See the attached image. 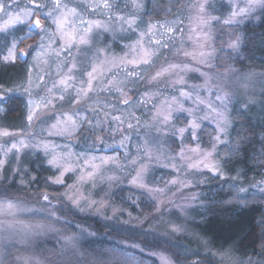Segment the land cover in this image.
Returning a JSON list of instances; mask_svg holds the SVG:
<instances>
[{"label":"rangeland","instance_id":"rangeland-1","mask_svg":"<svg viewBox=\"0 0 264 264\" xmlns=\"http://www.w3.org/2000/svg\"><path fill=\"white\" fill-rule=\"evenodd\" d=\"M34 2L45 5L44 13L53 6L52 0H34ZM128 2H130L131 11L124 9L123 0H108V3L112 5L111 10L95 7L96 4H102L103 0H60L62 6L76 8L78 12L75 17H69V31H72L74 27L82 34L83 28L87 27L86 24L81 23L82 20H99L111 23L117 28L115 32L93 28L88 45L78 47L73 45L70 50L65 48L61 51L59 34L51 35L56 33L55 25L39 10H37V16L40 19L41 28L29 31L27 24H19L10 30V33L18 28L23 30V35L15 37L17 39L23 38L19 43V45L22 44L20 49H27L28 54L20 78L9 84H0V101L5 100L10 95H18L22 98V115L18 120L12 122L3 120L2 113L5 111V107L0 103V108L3 109L0 111V161H4L3 165L0 166V181L4 178L12 179L17 176L19 184L27 183V179H25V172L28 169L26 161L37 158V154L41 155L45 165L54 172L49 177L55 179L60 173L47 163L54 154L63 157L60 162L65 167L73 169V171L66 172L63 177L65 182L66 176L72 175L71 181L62 193L64 199L69 202L64 196L66 192L80 197L79 208H83L84 211H80L79 208L69 203L83 214L105 218L108 226L118 235L114 240L121 246L140 250L153 257L157 264H194L198 260L210 261L212 264H248V261L251 260L252 264H264L255 257L241 258L232 252H230L232 261L221 260L216 254L225 251L220 252L211 249L206 240L198 238L187 227L188 222L194 220L198 210L202 208L200 187L206 183L207 173L219 177L226 176L217 157V149L220 144L228 139L232 108L236 106L249 110L251 106H255L256 109L260 107L258 95L264 89V72L240 71L232 65H228L225 69H218L214 60L213 38L215 31L213 21L220 19L225 23L226 20L231 19L232 11L239 12L240 8L247 5L248 0H185V3L181 6L178 5V7L171 0L166 6L167 15L160 20L142 18L141 13L144 10L145 0H136L137 3L142 4L140 9L133 7V0ZM221 3L226 7L225 13L213 12L214 8L221 9ZM27 4L28 0H17L18 7L14 10L24 8ZM199 4H204L203 13L199 12L197 7ZM261 8H255L246 16H237L232 23H243L248 19H257ZM37 16H33L31 19L34 20ZM117 16H123L125 19L134 17L136 25L129 29L125 24L124 30L119 31L120 21L116 19ZM198 16H202L207 23L197 24L196 18ZM181 21L182 23H180ZM149 25L155 26L150 33L148 32ZM168 27L177 30L174 33H168L166 31ZM43 28H46L47 32L42 31ZM140 33H145V35L141 37ZM205 33L210 36L207 41L204 39ZM6 34L8 33L0 32V40ZM34 35L35 38H33ZM12 36L9 38L2 56L7 54V47L10 46ZM41 36L45 37V44L51 42V47L47 48L45 55L37 61L34 60V56L39 49L35 47L29 49L28 46L37 45ZM157 40L161 41L160 45L154 43ZM137 41H140L143 49L155 53L149 65L139 67L129 65L127 69L120 65L110 71H105L101 78L103 82L94 81L95 90L87 98L82 99L79 104L73 103L76 97V89L82 86V82H85L83 86L87 87L86 72L91 71L93 63H98V60L95 59L98 48H107L109 56L123 57L127 53V58L132 59L140 54L141 49L137 48L133 51L128 46L136 44ZM231 41H228L227 46L234 51L229 47ZM185 52L190 53V55L185 56ZM201 52L211 53L210 57H205L204 63L200 62ZM103 58L101 56L99 59ZM13 61L15 60L4 62ZM73 62L76 64L71 73L74 80L69 82L72 87L65 91L58 81L68 72V68ZM172 64L180 65V68L170 69L157 80L151 79L156 71L169 68V65ZM185 65L188 66V69L182 70ZM126 71H136L140 78L131 80L124 86L123 90L127 93V97L133 101V103L124 106L118 102L122 97L115 89L111 91L103 89L107 80L114 77L118 80L130 79L126 77ZM202 73L206 75H202ZM29 76L32 81L30 95L26 94L21 87V84L27 87ZM41 77L42 79H40ZM180 77L183 78V83L177 82ZM206 77L209 79L210 85L213 86L211 92L202 87ZM48 89H52L51 93ZM130 89H136V93L132 94ZM181 91L190 93L192 98L180 97ZM225 93L228 94V102L226 108H221L216 96ZM145 94H148L146 102L139 103ZM61 96H64L63 100L59 99ZM197 96L205 103H196ZM172 97H177L184 108L193 109V115L189 116L186 112L175 113L173 121L168 125L153 121V115L164 106L163 102L165 100L170 101ZM29 99L33 100L34 103L29 105ZM45 103H47V107H43ZM208 103H212L213 107L227 112L230 124L225 133L217 132L216 124L212 118L214 114L210 113ZM37 104H40L41 107H37ZM30 108L35 112L31 122L27 119ZM77 112L80 116L86 117L82 126L72 132L71 135L59 134L66 127L64 123L65 114L77 119L75 115ZM205 115H208L209 118L201 119ZM113 116H120L123 124L112 121L110 117ZM193 118H198L197 122L201 124V128L197 130L196 140L192 139L189 132H185L181 136L176 131L181 127H187L188 121ZM98 120L103 121V124L95 128L89 125V121L96 124ZM129 123L133 125L131 129L127 127ZM54 124L57 125L56 128L52 127ZM206 124L214 128V133L207 141L208 143L205 142L203 136V126ZM114 129L119 130L113 131ZM82 131L84 133H81ZM3 132H8L10 135H2ZM85 133L87 134L85 135ZM217 135L220 137L219 142L214 140ZM124 137H128V139L124 140L122 145L121 141ZM21 139L30 146L19 148ZM145 141H150V143L146 145ZM41 142H46L51 146L47 154L42 148L35 147L37 143ZM13 143L17 144L19 150L8 151ZM214 144L215 148L213 149ZM145 147L150 148L152 155L158 159L148 160L143 152ZM197 147L200 149L199 152L189 151V149ZM53 148L54 152L52 151ZM182 149L184 155L180 157L179 154ZM206 151L213 152L209 162H218L219 173L205 168L203 164H199L197 168L187 167L190 163L196 164L203 160L201 153ZM93 157H115L116 160L102 163L99 159L93 160ZM137 159L139 162L135 166L131 165L130 162ZM141 163L150 165L145 182L154 189L163 190L162 192L147 193L153 201H162L159 205V212L156 211L157 204L154 202L153 215L149 218L144 215L131 214L110 197L111 192L119 185H128L139 189L130 181L135 175L134 167L138 168ZM93 165L97 167L93 168ZM89 172L94 173L91 179L87 177ZM81 176L85 177L83 181L78 179ZM108 177H116V179L109 181ZM172 180H176L178 183H169ZM69 186L74 187L69 189ZM49 197L51 200L57 199L55 195ZM0 200L7 199L0 198ZM12 201H20L19 206L21 208L30 210L19 211L14 217L7 214L0 215V221L19 222L15 223L12 229L5 228L3 232H0V264L4 250L13 244L27 246L37 237L54 234L58 236L57 241L60 249H76L81 240L91 235V232H87L76 223V230L73 232H60L59 234L57 231L60 228L52 222L25 218L33 214L51 216L49 213L54 210L49 204H39V201L30 202L26 199L25 201L20 199H13ZM92 201L97 202V204L89 207ZM55 213V217H58V213L56 211ZM24 225H32L33 227L26 229L23 227ZM36 225H43V227L37 228ZM172 225L179 226L181 231L173 232L171 230ZM149 233L156 234L160 240L168 241L177 249L181 257H189L190 259L185 261L184 258L182 260L173 259L167 251L143 249L140 244H135L130 240L131 235L144 238ZM7 236L12 237L11 243H6L2 238ZM21 239H26V243L20 244L19 240ZM17 257H31V264H36L37 261L39 264H48L40 257L29 253L14 255L9 264H23V260H17Z\"/></svg>","mask_w":264,"mask_h":264},{"label":"trees","instance_id":"trees-1","mask_svg":"<svg viewBox=\"0 0 264 264\" xmlns=\"http://www.w3.org/2000/svg\"><path fill=\"white\" fill-rule=\"evenodd\" d=\"M128 1L123 0L124 9L131 11ZM170 1L145 0L142 18L160 20L167 15L166 6ZM173 1L176 7L185 3V0ZM221 4V9L213 7V12L225 13L226 7ZM213 28L216 68L225 69L232 65L240 71L264 72V7L255 20L226 24L217 19L213 21ZM23 34V30L18 28L3 35L0 40V49H3L0 57L9 38ZM238 36L241 38L240 47L237 51H232L227 46L228 41L235 40ZM35 37L34 35L33 38ZM21 47L22 44L19 45ZM23 66L24 62L18 56L13 62L0 60V84H9L19 79L24 71ZM136 89H132L131 93L135 94ZM258 96L260 107L257 109L255 106H251L249 110L236 106L232 108L228 139L217 149V157L226 176L207 173L208 179L200 187L202 208L198 210L195 219L188 222L187 227L198 238L206 240L213 250L222 252L230 249V252L241 258L255 257L264 262V89ZM0 103L5 107L2 113L5 122L16 121L21 117V97L10 95ZM213 133L212 126H203L206 143ZM26 162L27 183L19 184L17 176L12 179L4 178L0 181V198L26 199L43 204L42 193L55 195L57 199L50 200L58 217L33 214L25 218L52 222L60 228L57 231L59 234L73 232L76 230V223L91 232V235L81 240L76 249H60L58 236L54 234L37 237L27 246L13 244L4 250L1 264H9L14 255L25 253L38 256L48 264H157L153 257L144 252L131 247L125 248L117 243L114 239L118 235L108 226L105 218L83 214L64 199L62 193L72 179L71 174L66 176L63 185H57L48 180L54 172L45 165L40 154ZM239 189L246 191L241 192ZM110 197L133 215L148 218L153 215L155 203L142 190L119 185L111 192ZM130 240L140 244L143 249H162L173 259L184 258L172 244L160 240L154 233L146 234L144 238L131 235ZM187 259L190 258L185 257L184 261Z\"/></svg>","mask_w":264,"mask_h":264},{"label":"snow or ice","instance_id":"snow-or-ice-1","mask_svg":"<svg viewBox=\"0 0 264 264\" xmlns=\"http://www.w3.org/2000/svg\"><path fill=\"white\" fill-rule=\"evenodd\" d=\"M52 4L53 6L49 9V11H47L46 13L43 12V9L45 8L44 4H36L34 2V0H28V4L25 5L24 8H21L19 10H14L17 9L18 5H17V0H0V32L3 33H10V30H12L14 28V26L19 25V24H27L29 26V28L35 26L36 28H41V23H40V19L37 16V10H39L42 14H44L46 16V18H48L51 23L53 25H55L56 28V33H52L51 35H56L57 33L59 34V38L61 41V51H63L65 48L67 49H71V47L73 45L75 46H80V45H88L90 43V39H91V33L93 28L96 29H103L106 32H115L117 30V28H115L111 23H105L99 20H95V21H85L82 20L81 23L82 24H86L87 27L83 28L82 30V34L79 33L74 27L72 29V31H69V27H70V22H69V17H75L76 15H78L77 9L76 8H68L66 5L62 6L60 3V0H52ZM96 8H100L102 7L103 9H108L111 10L112 5L110 3H108V0H103L102 4H96L95 5ZM133 7H135L136 9H140L142 8V4L141 3H137L136 0H133ZM199 12L203 13L204 12V4H199L198 6ZM257 7H264V0H248L247 5L243 8L239 9V12L237 11H232L231 13V19L226 20L225 23H232L235 18L237 16H246L248 14H250L255 8ZM33 16H37V18L35 19V21H33L31 18ZM6 17V18H4ZM109 19L111 20V17H109ZM116 19L118 21H120V25L118 30L119 31H123L124 30V25L126 24L127 27L129 29L134 28V26L136 25V19L134 17H129L127 19H125V17L123 16H117ZM182 23V21L180 22ZM196 23L197 24H206L207 21L204 20L202 18V16H198L196 18ZM153 27H155L154 25H149L148 28V32L150 33L153 29ZM44 32H47L46 28L41 29ZM177 29H174L172 27H168L166 29V31L168 33H174ZM30 34V33H27ZM26 34V35H27ZM145 35V33H140V36L143 37ZM23 38L17 39L15 36H12V39L10 41V46L7 47V54L3 55L2 57H0V60L2 61H12L15 60L17 58V56H26L28 54V50L27 49H20L19 48V43L22 41ZM204 39L207 41L208 39H210V36L205 33L204 34ZM45 37L41 36L40 38V42L35 45V46H28L29 49H31L32 47L38 48L39 50L35 52V56H34V60H39L43 55H45V50L49 47H51V42L49 44H45ZM154 43L156 45H160L161 41L157 40L154 41ZM240 43H241V38L238 36L235 40L231 41L229 44V47L232 48L234 51L238 50L240 47ZM128 47L132 48L133 51H135L137 48H140V54L137 57H134L132 59H128L127 56L128 54L126 53L125 56L123 57H117V56H109L108 55V51L107 48H98L96 50L95 53V59L98 60V63H93L91 66V71L86 72V76H87V80H86V85L87 87H84L83 84L85 82H82V86L80 88L76 89V97L75 100L73 101V103L75 104H79L81 102L82 99L87 98L89 96V94L91 92H93L94 89V85L93 82L94 81H102V77L104 76V72L105 71H110L112 68L115 67H119L120 65H123L125 69H127V67L129 65H132L134 67H139L141 65H149L151 62L152 57L155 55L154 52L149 51V50H145L143 49V46L141 45L140 41H137L136 44L134 45H129ZM0 51H3V49H0ZM185 56L190 55V53L185 52L184 53ZM101 56H103V59H99ZM211 53H204L201 52L200 53V57L201 63L205 62V57H210ZM195 58V57H194ZM76 64L75 62L72 63V65L68 68V72L66 74H64V76L58 81L59 85L63 86V88L65 89V91L72 87V84L69 83L70 81L74 80V77L71 75V73L73 72V70L75 69ZM180 68V65L177 64H172L169 65V68H165L162 69L160 71H156L155 75L151 77L152 80H157L159 77L163 76L165 72H168L170 69H177ZM188 66L185 65L184 68L182 70H187ZM127 78L130 79H125V80H118L115 77L113 79H109L107 80V83L104 87L103 90L105 91H111L112 89H115V91L117 93H119L120 97H122V99H120L118 102L123 104L124 106H127L131 103H133V101L127 97V93L124 92V86L127 85V83L131 82V80H135L140 78L139 77V73L136 71H131L128 72L126 71L125 73ZM202 75H206L203 74ZM42 79V77L40 78ZM178 83H183V78L180 77V79L177 81ZM21 87L23 88V91L26 94L30 95L31 92V88H32V81H31V77L29 76V79L27 81V87H25L23 84H21ZM37 87H39V85H37ZM55 87V85H54ZM205 87L206 89H208L209 92H211V88L213 87L212 85H210L209 83V79L206 77L205 80V84L202 86ZM15 90V89H12ZM10 90V91H12ZM131 90V89H130ZM49 93H51L52 89H48ZM217 91L219 92V89H217ZM148 94H145L144 98H141V100L139 101V103L143 104L146 102V98H147ZM180 97H187L189 99L192 98L191 94L185 91H181L179 93ZM43 99V98H42ZM59 99L63 100L64 96L59 97ZM216 100L219 102L221 108H226V104L228 102V94L225 93L224 95H217L216 96ZM196 103L198 104H204L205 101L200 99V97H196ZM29 105L33 104L34 101L29 99L28 101ZM50 103V101H49ZM163 107L159 108L156 113L153 115V121L159 122L161 124L164 125H168L170 122L173 121V117L175 113L178 112H186L188 113L189 116L193 115V109H188V108H184L183 104L177 99V97H172L171 100H165L163 102ZM47 103H45L43 105V107H47ZM208 108L210 110L211 114H214L212 116L213 121L216 124V129L217 132L219 133H225L227 127L230 124V121L228 119V115L226 111H222L219 110L216 107H213L212 103H208ZM37 107H41L40 104H37ZM0 111H3L2 108H0ZM35 112L33 109H29V115L27 117L28 121L31 122L34 118ZM77 119H73V117L71 115H67L66 116V120H65V129L64 131L60 132L59 134L64 135V134H68L71 135L72 132L76 131L77 129H79L84 120L86 119V117L80 116V114L77 112L75 113ZM209 116L205 115L204 117H202L201 119H208ZM110 119L114 122H118L119 124H123V121L121 120L120 116H113L110 117ZM198 118H193L191 120L188 121V125L187 127H181L179 129H176V131H178L180 133L181 136H183V134L185 132H189L192 139L196 140L197 139V130L201 128V124L197 122ZM137 123H139V121H137ZM103 124V121H97L96 124H92L91 121H89V125L92 128H95L97 126H100ZM53 128H56L57 125L54 124L52 125ZM128 129H131L133 127V125L131 123H129L127 125ZM69 129H71V131H69ZM119 129H114L113 131H116ZM87 133H85L86 135ZM2 135L8 136L10 135V133L8 132H3ZM128 137H124L123 140L121 141V144L123 145L124 140H127ZM219 135H217L214 140L216 142H219ZM150 141H145V144H149ZM30 145H28L27 143H25V141L23 139H21L19 141V148H25V147H29ZM35 147L37 148H42L45 153L47 154L50 150V145L46 142H41V143H37L35 145ZM18 146L16 143H13L11 146V149H9L8 151H11L12 149H17L19 150ZM215 148V144L213 145V149ZM52 151L54 152V148L52 149ZM138 151H141V149H138ZM189 151L191 152H199L200 149L199 147L197 148H193V149H189ZM143 152L145 154V157L148 160H152V159H158V157H154L152 155V150L148 147H145L143 149ZM180 157H183L184 155V150L182 149L180 152ZM201 155L203 156V160L197 162L196 164H188L187 167L188 168H197L199 166V164H203V166L205 168H209L211 171L213 172H220V166L218 164V162H209L210 158L213 155L212 151H206V152H202ZM61 159H63V157H59L57 155H52L50 159H48L47 163L55 168L60 174L58 177H56L55 179L49 177L48 180H50L52 183L57 184V185H63L64 180L63 177L65 175L66 172L69 171H73L72 168L70 167H65L60 161ZM93 160L95 159H99L102 163H107L108 161H115L116 158L115 157H93ZM138 159L137 160H132L130 163L131 165L135 166L138 163ZM4 163V161H0V166H2ZM87 163V162H86ZM96 165H93V168H96ZM117 167H119V165H117ZM150 165L149 164H143L141 163L140 166L138 168L134 167V171H135V175L132 177L130 183L132 185H134L135 187L142 189L144 192L146 193H153V192H162V189H154L152 187H150L146 182H145V177L148 173ZM63 169V170H61ZM94 173L93 172H89L87 174V177L89 179H91L93 177ZM80 181H83L85 179L84 176H81L78 178ZM109 181L111 180H115L116 177H108ZM169 183L171 184H176L178 183V181L176 180H172L169 181ZM264 183V182H262ZM74 186H69V189L73 188ZM239 191L243 192L246 191L245 189H239ZM42 200L49 204L51 206V200L50 197L46 194V193H42ZM65 198L74 206L79 208L80 203H81V198L78 196H74V195H70L69 193H64ZM157 204V208L156 211L159 212V205L162 203V201H153ZM21 204L20 201H12L11 199L8 200H0V215L3 214H7L10 216H15L19 211H29L30 209H26V208H21L19 205ZM97 204V202L92 201L89 204V207H93ZM80 211H84L83 208H79ZM51 216L55 217L56 213L55 211H52L49 213ZM15 223H19L18 221H0V232H3L5 230V228L7 229H12L14 227ZM26 229H30L33 226L32 225H24L23 226ZM35 227L37 228H42L43 225H36ZM171 230L173 232H179L181 231V228L177 225H172L171 226ZM4 239V241L6 243H11L12 242V237L11 236H7V237H2ZM66 239H72V238H66ZM20 244H25L26 243V239H21L19 240ZM216 255H218L220 257L221 260H228V261H232V257L230 255V249L226 250L225 252L222 253H217ZM23 260V264H31V257H17V260ZM36 264H39V262L37 261ZM194 264H211L210 261H196L194 262ZM248 264H252V261L249 260Z\"/></svg>","mask_w":264,"mask_h":264},{"label":"water","instance_id":"water-1","mask_svg":"<svg viewBox=\"0 0 264 264\" xmlns=\"http://www.w3.org/2000/svg\"><path fill=\"white\" fill-rule=\"evenodd\" d=\"M36 18H37V17H35L33 21H35ZM28 29H29V30H35V29H37V28H36L35 26L29 28V26H28ZM18 57H19V59H20L22 62H24L25 59H26V56H19V55H18Z\"/></svg>","mask_w":264,"mask_h":264},{"label":"flooded vegetation","instance_id":"flooded-vegetation-1","mask_svg":"<svg viewBox=\"0 0 264 264\" xmlns=\"http://www.w3.org/2000/svg\"><path fill=\"white\" fill-rule=\"evenodd\" d=\"M27 29H28V27H27ZM29 30V29H28ZM30 31V30H29ZM32 35V34H31Z\"/></svg>","mask_w":264,"mask_h":264}]
</instances>
